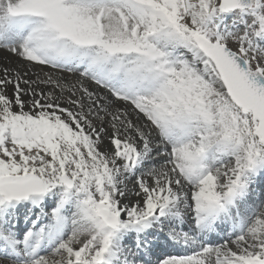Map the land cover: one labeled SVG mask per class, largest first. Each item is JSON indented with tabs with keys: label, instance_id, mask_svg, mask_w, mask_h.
Here are the masks:
<instances>
[{
	"label": "snow or ice",
	"instance_id": "1",
	"mask_svg": "<svg viewBox=\"0 0 264 264\" xmlns=\"http://www.w3.org/2000/svg\"><path fill=\"white\" fill-rule=\"evenodd\" d=\"M0 264H264V0H0Z\"/></svg>",
	"mask_w": 264,
	"mask_h": 264
}]
</instances>
